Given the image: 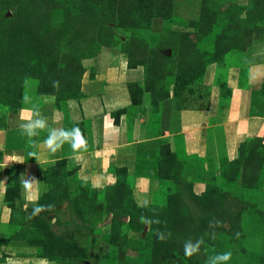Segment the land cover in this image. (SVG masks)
I'll return each instance as SVG.
<instances>
[{"label":"rangeland","instance_id":"374dc122","mask_svg":"<svg viewBox=\"0 0 264 264\" xmlns=\"http://www.w3.org/2000/svg\"><path fill=\"white\" fill-rule=\"evenodd\" d=\"M121 60L142 67L153 102L168 95L176 111L206 108L226 98L231 70L243 88L247 67L264 65V0H0L1 115L45 93L81 99L86 83L99 85L109 62ZM261 76L253 114L264 117ZM134 90L137 104L143 94ZM135 106L125 110V122ZM156 109L146 125L154 137ZM210 134L213 142L199 153H187L176 136L138 145L133 171L109 165L115 182L102 189L62 158L45 169L30 205L0 199L12 214L0 222V261L208 264L231 251L227 264H264V142L242 140L238 159L228 161L222 128ZM84 149L66 145L64 153ZM36 205L43 207L34 215ZM188 240L202 241L197 253L185 254ZM12 242L15 255L4 250Z\"/></svg>","mask_w":264,"mask_h":264},{"label":"crops","instance_id":"0c3cea01","mask_svg":"<svg viewBox=\"0 0 264 264\" xmlns=\"http://www.w3.org/2000/svg\"><path fill=\"white\" fill-rule=\"evenodd\" d=\"M153 28L156 31L159 29L156 25ZM110 62L109 68L99 75V85L95 86L90 80L89 84L82 87L84 95L81 99H68L57 105L55 96L42 94L32 106L23 105L6 113L0 124V199L5 200L8 195L14 202L30 205L43 190L45 169L62 158L78 166L79 179L88 181L94 188L102 189L115 182L108 172L109 165L126 167L129 174L133 171L138 145L170 143L171 138L176 136L181 139L187 153H199L208 144V139L213 142L211 131L220 127L227 148V160L231 161L242 140L261 138L264 142V117L253 114L256 112L253 90L262 79L263 63L247 67L246 86L243 88L237 85L236 70H231L226 79V98L218 99L217 102L210 101L206 108H183L176 111L172 97L160 101L156 109V127L160 132L154 137V134H149L146 130L152 109L146 95L148 92L142 93L140 103L133 107L128 122L124 121L127 113L123 112L118 115V123H114L113 113L133 106L130 104L127 86L133 84L143 88L145 76L140 66L134 69L126 67V62L122 60L120 63L116 61L115 65ZM100 64L106 63L100 61ZM208 71L210 72V68ZM37 114L45 119L46 126L38 129L36 136L29 138L22 133L20 126L35 119ZM73 127H79L85 140L82 152L69 156L64 153L69 142H65L55 152H50L43 143L49 130ZM29 152L34 153L36 158L29 157ZM24 178L38 181L34 183L31 195L22 186ZM143 183L144 180L139 184ZM13 189L16 191L15 195L10 193ZM11 215V209L5 203L0 206L1 223L11 222ZM9 245L4 250L6 253L7 249L11 250L10 253L15 255L13 248L16 247V242ZM1 250L4 251L2 248ZM29 258L31 257H26ZM37 260L38 264H43ZM4 263L3 260L0 261V264Z\"/></svg>","mask_w":264,"mask_h":264},{"label":"clouds","instance_id":"9594fccd","mask_svg":"<svg viewBox=\"0 0 264 264\" xmlns=\"http://www.w3.org/2000/svg\"><path fill=\"white\" fill-rule=\"evenodd\" d=\"M57 82H54V86ZM46 126V121L43 117L37 114L36 118L22 124L21 130L24 135L31 138L36 136L38 129H44ZM31 143H35L34 141H30ZM65 142H69L71 147L75 150L81 148L85 144V140L81 134L79 127H73L71 129H51L48 132L47 137L43 140V143L47 146L50 152H55L59 149ZM29 157H35V154L32 152L28 153ZM36 158V157H35ZM37 160V159H36ZM38 182L35 179H26L21 182L23 188L28 191L31 195L32 190L34 188V183ZM41 205H36L33 208V214L35 215L40 211ZM50 207V206H49ZM219 223V222H217ZM165 235L163 233H158V239H165ZM201 240H197L195 242L188 240L184 243V252L186 255H192L193 253H197L200 249ZM232 256L231 251H224L221 253H217L209 257L208 264H227Z\"/></svg>","mask_w":264,"mask_h":264},{"label":"trees","instance_id":"16d2710c","mask_svg":"<svg viewBox=\"0 0 264 264\" xmlns=\"http://www.w3.org/2000/svg\"><path fill=\"white\" fill-rule=\"evenodd\" d=\"M168 57V56H167ZM136 66H140V65H136ZM127 67L128 68H132V66H130L128 63H127ZM205 69V68H204ZM144 76H145V73H144ZM145 84H146V82H145V80H144V86H143V88H141V87H139V86H136V85H133V84H131L130 85V90L128 91V93H129V96H130V104L131 105H133V106H135V105H137V104H134V102H133V100H134V96L135 95H133L134 93H135V90H134V87H137V89L139 90V91H141L142 93L145 91V92H147L146 91V89H145ZM0 86H1V78H0ZM133 87V88H132ZM1 89V88H0ZM14 91H15V88H14ZM132 91H133V93H132ZM46 95H52V96H55V98H56V103H57V105L59 104V103H63L64 101H66V100H68V98H66V99H64V100H62V101H60V100H58L57 99V96L56 95H54L53 93H45ZM169 96L167 95V96H164V98H162V99H160V100H155L154 99V102L152 101V98L150 97V99L149 100H151L150 101V103H151V105H152V107H153V105H156V107H157V105H158V103L160 102V101H163L164 99H167ZM59 101V102H58ZM18 108H20V107H16V108H14V109H12V110H9V111H6V112H4L2 115L0 114V116L2 117V118H0V123L2 124V122H3V119H4V117H5V115H6V113H8V112H13V111H15L16 109H18ZM123 112H125V110L123 109V110H118V111H116V117L114 116V123L115 124H117L118 123V115L120 114V113H123ZM260 142H263V141H261L260 140ZM264 145V144H263ZM237 156H238V153H237ZM236 159V158H235ZM234 159V160H235ZM237 159H238V157H237ZM236 159V160H237ZM235 160V161H236ZM227 163V162H226ZM110 186V185H109ZM14 192V190H12V192L10 191V193H12V194H16V191H15V193H13ZM8 196V195H7Z\"/></svg>","mask_w":264,"mask_h":264}]
</instances>
